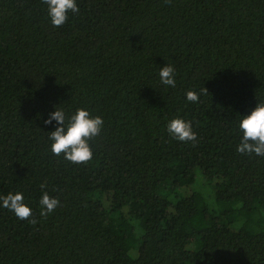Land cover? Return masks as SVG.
I'll return each instance as SVG.
<instances>
[{"label": "trees", "instance_id": "16d2710c", "mask_svg": "<svg viewBox=\"0 0 264 264\" xmlns=\"http://www.w3.org/2000/svg\"><path fill=\"white\" fill-rule=\"evenodd\" d=\"M76 4L54 27L42 0H0V197L37 221L0 206V264H264V156L236 150L264 103V0ZM56 108L103 119L87 164L51 152Z\"/></svg>", "mask_w": 264, "mask_h": 264}, {"label": "clouds", "instance_id": "9594fccd", "mask_svg": "<svg viewBox=\"0 0 264 264\" xmlns=\"http://www.w3.org/2000/svg\"><path fill=\"white\" fill-rule=\"evenodd\" d=\"M48 8V16L54 27L63 26L68 20V13H78L76 0H42ZM170 2V0H166ZM159 77L161 83L175 87V69L167 64L160 68ZM204 91L207 90L204 88ZM186 99L190 102H198L199 94L194 91L186 92ZM55 121L59 126L54 131L49 132V140L51 143V152L64 158L73 164H87L93 158V152L89 141L99 136L104 121L99 116H91L89 111L78 108L73 114L66 118L65 112L56 108L51 112L47 119L44 120L45 125H50ZM239 130L242 137L237 152L240 154H255L264 156V103L256 104V106L247 115L242 116L239 121ZM167 131L177 140L181 142L196 141L197 134L193 131L191 122L181 118L171 119L167 124ZM43 189L45 184H41ZM40 216H47L54 212L59 206L60 201L57 198L50 197L46 192L41 196ZM0 206L13 212L14 215L21 220H28L31 224H36V219L32 218V209L24 202L22 193H9L0 197Z\"/></svg>", "mask_w": 264, "mask_h": 264}, {"label": "rangeland", "instance_id": "374dc122", "mask_svg": "<svg viewBox=\"0 0 264 264\" xmlns=\"http://www.w3.org/2000/svg\"><path fill=\"white\" fill-rule=\"evenodd\" d=\"M197 175L199 176V172H197Z\"/></svg>", "mask_w": 264, "mask_h": 264}]
</instances>
